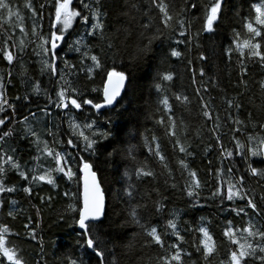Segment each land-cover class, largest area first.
I'll return each instance as SVG.
<instances>
[{"label":"trees","instance_id":"1","mask_svg":"<svg viewBox=\"0 0 264 264\" xmlns=\"http://www.w3.org/2000/svg\"><path fill=\"white\" fill-rule=\"evenodd\" d=\"M7 2L14 13H19L22 20H18L14 15L9 21L6 10H0V47H4L7 43L14 54L18 52L21 40L24 41L25 47L23 55H17L12 64H9L0 53V76L5 78V95L10 103L17 106L12 119L4 125V128H0V132L10 128L14 133L7 139V143L0 145V150H6L14 156L16 154L15 158L22 166L26 165L25 170L29 171V181L23 180L14 170L7 171L5 184L9 187H16V191L5 192L0 196L4 202L3 209H0V225L8 226L13 233H19V235L8 237L9 244L23 249L22 255L28 264H37V262L45 264V261L47 264H66V256H80L84 252L82 245L77 243L80 239L78 236L80 230L72 225V216L75 214L65 212L68 203H76L79 207V202L71 200L70 196L78 195L82 189L78 187L75 180L69 181L60 174H55L58 185L56 188L43 182H31L30 170L37 164L34 157L39 153L36 145L32 143L33 137L28 136L25 131L28 127L32 128L40 134L42 139L49 141L50 145L53 136L48 134L49 132L57 133L59 138L65 141L70 137L68 115L56 109L45 96L47 93L52 100L56 99V92L59 89V84L56 82L57 77L54 76L50 80L48 72L41 71L42 59H47V57L37 55L39 49L35 43H30L35 40L32 35L34 23L38 32L44 36L48 35L49 13L54 12L50 7L52 0H7ZM173 2L178 10L181 0H173ZM186 2L197 5L196 9L189 7L187 10V19L190 22L189 35L180 37L178 33H172V37H166L162 43L157 41L153 45V52L140 63L131 60L128 55L130 49H122L116 56L113 55V50L106 47V40L87 36L85 34L87 26L80 24L79 17L69 33L72 40L83 37L85 42L91 46L93 54L99 55L107 68L115 67L117 70L124 69L131 73L132 83L126 86L122 98L113 107L115 110L102 109L105 115L91 117L97 121L98 128L108 121L107 127L111 129L113 136L102 141L98 146L99 151L94 156L83 153L86 159L93 162L94 170L98 169V178L101 179L105 190L108 216L104 231L109 235L105 236V240L114 241V244H109V247L117 249L115 258L120 261V264H129L124 250L130 243L135 246V264H158L156 257L161 254L158 246L144 248L143 244L146 241L144 236L139 235V227L128 223L130 220L129 204L123 194L128 184L134 185L136 189V199L132 203L142 202L149 205L150 211L145 216V222L149 226L157 227L159 232L165 233L164 239L167 243H176V237L169 234L171 230L166 226L170 219L177 220L178 230L186 241L183 247L186 251L192 252L190 264H205L201 254L196 251L195 245L200 242L201 234L194 231L195 229L207 227L218 245L221 240H225L219 248V254L220 259L226 260L229 245L226 238L222 236V230L228 226V221H232L234 229L246 228L249 221L257 227L264 224V215L257 216L252 213L251 209H246L249 215L239 216L229 210L244 207L246 201L224 200L221 204L219 199L209 198L218 186V170L223 169L226 178L229 175L227 169L231 167L233 177L245 176L250 198H255L258 209L264 213V199L261 200L264 197V181L258 182L257 177H252L246 172L249 162L258 167L264 166V162L259 158L249 161L246 157L240 156L235 148V140L232 139L235 135L236 139L244 143L247 148L250 146L247 135L254 134L251 125L241 133H234L232 130L238 126L233 124L234 119L239 118L247 122L248 113H252L254 123L264 121V90H261L259 84L264 80V68L260 67L255 60L245 61L248 71V74L243 77L248 81V88L245 89L240 84L241 66L238 63L240 59L238 53L233 51L231 59L228 56L229 49L235 46L234 34L236 32L241 33V40L251 35L246 28H243V24L252 20L255 27H260L255 24L256 13L253 5L262 4L264 0H227V8L224 10L223 20L219 22L217 31L201 33L198 41L192 39V33L201 25V21L195 17L203 16L202 6L209 4L210 0H186ZM126 3L127 0H109L105 10V35L116 44L123 39V32L118 30L127 26L129 22L128 17L122 14L127 11L124 7ZM136 3L140 11L133 12V15L137 16V20L132 21L134 26L147 22L149 15L158 17V9L152 8L149 12V0H136ZM29 4L37 10L36 17H33ZM73 5L82 8V5L77 4V0H74ZM89 22H93L91 16H89ZM20 26L24 27L27 35L20 31ZM8 36H11L10 40L7 39ZM176 40H184L185 43L177 44ZM255 42L261 43V50L264 51V33L261 37L255 38ZM68 43H71V40ZM172 50L180 51L182 55L179 58L172 57L170 55ZM57 51L62 58L56 61L59 72L65 71L64 59L76 64L78 69L81 67L80 53L70 51L63 44ZM201 55L206 56L207 59L201 60ZM90 63V61H85V65ZM201 68L204 70V76L199 75ZM9 70H11L10 82ZM166 73L173 74L172 81L162 80V76ZM194 73L196 83H193ZM73 79L78 81L86 98L102 99L103 70H97L95 78L91 80L87 78V73L84 71H80L79 76ZM36 83L41 89L39 95L34 92ZM157 83L163 85L162 92L156 90ZM197 88L200 89L199 95H197ZM205 88L208 89L206 92ZM162 95H166L172 105V115L177 123V136L182 143L188 146V151L193 154L191 156L180 153L178 148L173 149L172 144L175 138L165 134L168 113L160 103ZM177 95L187 96L189 103L184 104L177 101L175 99ZM16 96L21 99L16 100ZM25 97L28 99L25 100ZM200 97H203V100ZM233 99L242 104L239 110L235 106L231 108L228 106L227 102ZM205 102L209 104L213 120H208L202 114V104ZM45 107L51 115H45L43 111ZM33 112L36 113L35 117L31 115ZM11 115V110H8L0 114V118ZM25 116L29 118L27 123H17V121H23ZM88 116L89 113L85 112L84 117L88 118ZM217 116L219 120L215 119ZM161 117L165 120L164 125L158 123ZM77 121L84 122L79 116H77ZM214 128L216 131H212ZM255 131L260 132V129L256 127ZM260 134L264 135V133ZM217 135L220 137L219 141L216 139ZM154 137L168 157L171 175L158 158L149 151L150 147L154 148ZM221 143L224 149L233 152L232 157H228L226 152L221 151ZM55 147L57 151H62L67 146L57 144ZM13 148L16 150L15 153H12ZM129 148L133 149L137 162H143L156 174L155 179L152 177L137 179L133 175L134 163L128 156ZM180 160H183L191 170L197 173L203 185L199 197L196 198L203 207H194L193 201L184 190L188 177L179 163ZM39 163L45 167L52 164L50 159L47 161L42 159ZM38 171L42 173L43 169H38ZM73 171H77L75 165ZM125 172L132 176L131 180ZM77 175L80 174L77 173ZM173 183L176 185L175 188L172 187ZM26 187L32 188L31 196L23 191ZM65 192L70 195L65 196ZM48 196L52 197L50 202L41 201L40 197L47 198ZM157 199L162 200L165 205L159 213H156L152 206V201ZM13 201L16 203L13 204ZM37 207L41 209L39 216L36 214ZM9 211L15 214V218L7 214ZM29 216L32 217L31 220L28 219ZM26 222L36 229L37 238L43 242V247L37 240L26 239L27 229L24 228ZM232 247L235 248V246ZM4 264H7L6 260Z\"/></svg>","mask_w":264,"mask_h":264},{"label":"snow or ice","instance_id":"2","mask_svg":"<svg viewBox=\"0 0 264 264\" xmlns=\"http://www.w3.org/2000/svg\"><path fill=\"white\" fill-rule=\"evenodd\" d=\"M109 0H77L78 5H82V8H78L73 5V0H52L50 7L54 12L49 13L50 28L47 36H44L37 31V26L33 25L32 35L35 37L34 41L36 47L39 49L37 55L47 57L42 59L41 71H47L49 78L57 77V83L59 89L56 92V99L52 100L50 96L45 93L46 99L59 110L65 112L68 115V127L70 137L65 141L60 139L57 133L49 132L48 134L53 136L51 145L49 141L41 138L40 134L34 131L32 128H26V134L33 137L32 143L36 145L37 152L39 153L34 159L37 161L35 167L30 171L31 182H43L56 188L57 175L60 174L66 177L69 181L75 180L78 187L82 190L79 194H72L71 200L78 201L79 207L76 203H68L65 209L67 214H75L72 216V225L77 227L80 231L78 236L80 239L77 241L78 245H82L84 252L80 256H66V264H120V261L116 259L117 249L115 247H109V244H114V241L105 240V236L109 233L105 232V222L108 219L106 213L105 203V190L102 187L101 179L98 178V169L94 170L93 162L86 159L83 153H88L89 156H94L99 151V145L104 140H108L113 136V133L108 125V121H105L104 126L97 127V121L91 119L92 116L105 115L102 109L113 108L117 105L118 98L121 97L122 93H125L126 86H130L132 83L131 73L124 69L117 70L115 67L107 68L103 63L101 57L97 54H93L91 46L85 42L83 37L72 40L69 35L70 30L73 29V25L79 17L80 24L85 27V34L89 37L99 38L106 40V47L113 50V55L118 56L119 52L123 50H129L128 55L131 60L136 63L143 62L153 52V45L160 41L172 37V33H178L180 37H187L189 35L188 29L190 22L187 19L188 8L196 9V3L188 4L186 0H181V6L176 10V4L173 0L165 2V0H149V12L152 8L158 9L157 16H148L147 22L139 23L138 26H134L132 21L137 20V16L133 15V12H139V5L136 0H127L124 7L127 11L122 14L128 17L127 26L122 27L118 31L123 32V39L119 44L114 43L110 38L105 35V24L106 19V6ZM31 8L33 17L38 15L35 8L28 5ZM115 6V5H113ZM43 8V5L41 6ZM203 7V16L195 17V19L201 21L200 27L192 33V39L198 41L201 33H214L219 27V22L223 20L224 10L227 8V0H210V3ZM255 8L256 18L255 24L260 27H255L252 20L243 24V28L247 29L250 35L248 38L241 40V33L236 32L234 34L235 46L230 48L228 51L229 59H231L233 51L238 53L239 61L241 66V80L240 84L245 89L248 88V81L244 80L243 77L248 74L247 67L245 66L246 60H255L259 63L260 67L264 68V51L261 50V43L255 42V38L261 37L264 33V3L259 5H253ZM171 9V10H170ZM0 10H6L8 20L15 15L18 20H22L19 13H14L10 4L7 0H0ZM148 15V13H144ZM89 16H91L92 23L89 22ZM20 31L27 35L23 26H20ZM67 37V39H66ZM8 40L11 36L7 37ZM71 40V43L68 41ZM177 44L185 43L184 40H176ZM65 45L70 51L80 53L81 67L78 69L77 65L70 63L67 59L63 60L64 69L63 73L58 71L56 61L61 60V56L57 49L61 48V45ZM198 46V45H197ZM25 47L24 41H20V47L16 54L13 53L11 48L5 44L4 47H0V53L3 54V58L7 60L9 64H12L16 59L17 55H23V48ZM83 49V51L81 50ZM172 57L179 58L182 53L180 51L172 50L170 52ZM201 60H206L207 57L204 55L200 56ZM85 61L91 63L85 65ZM97 70H103V88H102V99L94 100L84 96L83 91L78 85V81L73 79L79 76L80 71L87 73L88 79H94ZM200 76H204L203 68L199 71ZM11 70L8 72V79L10 82ZM4 77L0 76V114L11 110L12 115L6 118H0V128H4V125L12 119L15 115L17 106L14 103H10L9 99L5 95L4 91ZM163 81H172L173 74L166 73L162 76ZM193 83L195 81V73L193 75ZM261 90H264V80L259 82ZM239 86V85H238ZM158 92L163 91V85L157 83L155 85ZM208 89L205 88L206 92ZM40 86L38 83L34 84L35 94H40ZM96 91V89H93ZM197 95L200 93V89L197 88ZM16 100H20L19 96L15 97ZM28 98L25 97V100ZM177 101H181L184 104L189 103L187 96H175ZM203 100V97H200ZM164 109L168 113V125L165 128V134L174 137L173 149L178 148L180 153H184L186 156L193 155L188 151V146L181 142L177 136V123L175 117L172 115V105L169 102L168 97L165 95L160 100ZM228 106L231 108L235 106L237 110L242 107V104L233 99L229 100ZM45 115H51L47 107L43 109ZM88 112V118L84 117V113ZM202 114L208 120H213L212 111L209 109L207 102L202 104ZM33 117L36 113L31 114ZM77 116L83 123L77 121ZM28 117L25 116L23 121H17V123H27ZM219 120L217 116L215 118ZM247 122L236 118L233 120V124L238 125L232 131L234 133H241L244 129L253 127V135H247V141L250 146L246 148V145L239 139H236L233 135L232 139L235 140V148L238 150V154L242 157H246L249 161L253 158H259L260 161L264 162V121L258 124L252 120V113H248ZM159 124L164 125L165 120L163 117L158 121ZM217 128L219 125L217 124ZM258 127L260 132H256L255 129ZM216 131V129H212ZM12 129H4L0 132V145L7 143V139L13 136ZM74 137L75 139H73ZM155 141L154 148L150 147L149 151L158 158L162 166L168 169L169 175H171V169L168 165V157L164 154L161 148V144L154 137ZM217 141L220 140L219 135L216 136ZM65 145L62 151H57L55 145ZM222 152H226L228 157L233 156V152H228L224 149L223 144H220ZM15 149H12V153H15ZM128 156L134 163L133 175L137 179L152 177L155 179L156 174L149 169L143 162H137L136 157L133 154V149L129 148ZM51 160L52 164L45 167L40 164V160ZM184 171L187 173V179L185 181L184 190L187 196L193 201L194 207H203L199 204V200L196 199L200 195V190L203 185L200 179L197 177V173L191 170L188 165L180 160ZM8 166L7 168L5 166ZM77 171H73V167ZM26 165L22 166L18 159L13 154H9L6 150H0V196L5 192L12 193L16 191L15 187H9L5 184L7 171H16V173L25 181H29V171L25 170ZM38 169H43L42 173ZM246 172L252 177H257L258 182L264 181V166H253L252 162H249L246 168ZM79 173L80 175H77ZM229 174L226 178L224 177V170H218L217 174V187L212 192L210 199H219L221 204L224 200L227 201H246L244 207L231 208L230 211L236 213L237 216L249 215L246 209H251L252 213L257 216L264 215L257 206L255 198H250V190L245 183V176L233 177L231 175L232 168L227 169ZM128 179L131 180L132 176L125 172ZM226 185V190H225ZM172 187L176 185L173 183ZM29 196L32 195V188L26 187L23 189ZM65 196H69L68 192L64 193ZM124 196L127 198L129 204L128 216L130 220L129 224H134L139 227V235L145 237L144 248H150L158 246L161 250V254L156 257L158 264H190V258L192 252L186 251L183 245L186 243L184 237L180 234L177 226L176 219H170L167 223V229H170L169 234L176 237V243H167L164 239L165 233L159 232L157 227L149 226L145 222V216L149 213V205L147 203L137 202L132 203L136 199V189L132 184L127 185V189L124 190ZM159 195V191L157 190ZM42 202H50L52 197L48 196L40 197ZM261 199H264L262 197ZM141 200L143 198L141 197ZM13 204L16 202L13 201ZM152 206L156 213L163 210L165 205L162 200L157 199L152 201ZM4 202L0 199V209H3ZM41 209L36 208V214L39 216ZM9 216L15 218V214L12 211L7 213ZM29 220L32 217H28ZM24 228L27 229L26 239L37 240V242L43 247V242L38 240L36 229L26 223ZM194 231H198L201 234V240L195 245L196 251L199 252L205 261V264H264V224H260L259 227L254 225L251 221L248 222L246 228L234 229L232 227V221H228V226L222 230V236L226 238L228 247L227 259H220L219 248L225 243V240H221L220 245L214 240L213 235L210 233L207 227H199ZM238 233L240 235L238 236ZM246 234V235H245ZM12 235H19V233L11 232L10 228L6 225H0V264H4V260L7 264H28L26 258L22 255L23 249L17 248L15 245H10L8 237ZM252 241H258L253 243ZM232 246H235L233 248ZM259 253V254H258ZM135 246L128 244L124 250V255L128 259L129 264H135L134 261ZM90 257V258H86ZM189 258L186 260L185 258ZM39 264V262H37ZM45 264L47 262L45 261Z\"/></svg>","mask_w":264,"mask_h":264},{"label":"bare ground","instance_id":"3","mask_svg":"<svg viewBox=\"0 0 264 264\" xmlns=\"http://www.w3.org/2000/svg\"><path fill=\"white\" fill-rule=\"evenodd\" d=\"M43 12H45V11H43ZM236 32V31H235ZM233 46V45H232ZM227 49V48H226ZM236 56H237V54H236ZM14 76V75H13ZM163 96V95H162ZM221 113V112H220ZM51 141V140H50ZM33 149V148H32ZM62 149V148H61ZM15 156H16V154H15ZM32 159V158H31ZM245 160V159H244ZM33 162V161H32ZM214 164V163H213ZM219 164V163H218ZM60 180V179H59ZM18 183V182H17ZM60 183V182H59ZM33 185V184H32ZM46 185V184H45ZM22 187V186H21ZM16 188V187H15ZM39 188V187H38ZM71 188V187H70ZM36 189V188H35ZM39 191V190H38ZM40 195V194H39ZM60 195V194H59ZM18 196V195H17ZM27 198V197H26ZM32 199V198H31ZM29 200V199H28ZM262 200V199H261ZM263 201V200H262ZM17 205V204H16ZM16 207V206H15ZM14 210V209H13ZM197 218V217H196ZM204 220V219H203ZM27 223V222H26ZM31 223V222H30ZM191 224V223H190ZM17 228V227H16ZM195 229V228H194ZM27 232V231H26ZM184 232V231H183ZM17 233V232H16ZM75 233V232H74ZM168 234V233H167ZM30 240V239H29ZM15 241V240H14ZM177 242V241H176Z\"/></svg>","mask_w":264,"mask_h":264},{"label":"water","instance_id":"4","mask_svg":"<svg viewBox=\"0 0 264 264\" xmlns=\"http://www.w3.org/2000/svg\"><path fill=\"white\" fill-rule=\"evenodd\" d=\"M73 2H74V0H73ZM123 94H124V93H122L121 97L118 98V100H120V99L122 98ZM118 100H117V102H118ZM113 107H115V105H114ZM109 109H110V108H109ZM105 203H106V196H105ZM105 210H106V209H105Z\"/></svg>","mask_w":264,"mask_h":264}]
</instances>
